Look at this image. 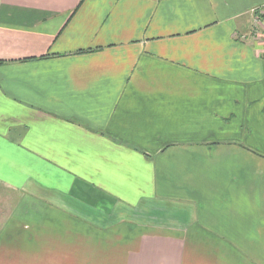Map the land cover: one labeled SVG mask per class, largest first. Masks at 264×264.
<instances>
[{"label":"crops","instance_id":"1","mask_svg":"<svg viewBox=\"0 0 264 264\" xmlns=\"http://www.w3.org/2000/svg\"><path fill=\"white\" fill-rule=\"evenodd\" d=\"M263 4L0 0V264H264Z\"/></svg>","mask_w":264,"mask_h":264},{"label":"rangeland","instance_id":"2","mask_svg":"<svg viewBox=\"0 0 264 264\" xmlns=\"http://www.w3.org/2000/svg\"><path fill=\"white\" fill-rule=\"evenodd\" d=\"M259 43L262 44V45L264 44L263 42H259ZM263 51H264V49H263ZM13 201L14 200H12L10 202L12 203ZM16 208H17V206H14L13 207V206H10V204H9V206L5 209V212L12 213V212L16 211ZM73 223H74V226H73L74 229H84L85 230V232L87 233V236H89V239L91 240L88 243V245H89L90 248L97 249V246H96L97 244H96V242H94L96 240L103 241L105 244H111L113 242L114 237H107V236L100 237L102 235V233L98 232L97 229L94 230V228L92 227V225H88V226L86 225V226H84L80 222H73ZM24 226H26L25 227L26 229H44V228L45 229L46 228L50 229V228H55L54 225H53V223H48V222H37L36 223V222L25 221L24 222ZM58 228H59V230L60 229H65V225L62 222H58ZM58 228H57V230H58ZM57 239H58L59 244H61L62 242H64L63 240H65V237L64 236H58L56 238V240ZM85 240H88V238H86V239L83 238V241H81V238L80 237L73 238V244L83 245V246H86L88 248V246L85 243ZM77 248L78 249H81V246H79ZM53 255L55 256V258L59 262V264H64V262L66 260H68V258L70 260H73L74 259L70 253L65 252V251H58L56 253L54 251ZM91 256H96V254L90 253V259H91Z\"/></svg>","mask_w":264,"mask_h":264},{"label":"built area","instance_id":"3","mask_svg":"<svg viewBox=\"0 0 264 264\" xmlns=\"http://www.w3.org/2000/svg\"><path fill=\"white\" fill-rule=\"evenodd\" d=\"M253 23L252 29L247 36H241V39L250 40L255 43H264V4L252 10ZM264 46V44H263Z\"/></svg>","mask_w":264,"mask_h":264}]
</instances>
